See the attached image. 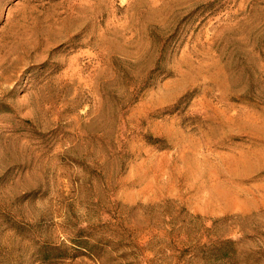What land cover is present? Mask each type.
<instances>
[{"label":"rangeland","instance_id":"1","mask_svg":"<svg viewBox=\"0 0 264 264\" xmlns=\"http://www.w3.org/2000/svg\"><path fill=\"white\" fill-rule=\"evenodd\" d=\"M0 264H264V0H0Z\"/></svg>","mask_w":264,"mask_h":264}]
</instances>
